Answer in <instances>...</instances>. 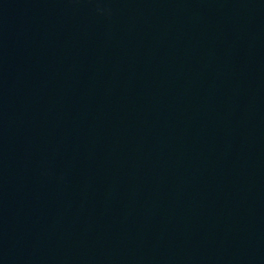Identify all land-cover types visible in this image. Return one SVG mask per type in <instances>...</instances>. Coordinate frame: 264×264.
Returning <instances> with one entry per match:
<instances>
[{
	"label": "water",
	"instance_id": "1",
	"mask_svg": "<svg viewBox=\"0 0 264 264\" xmlns=\"http://www.w3.org/2000/svg\"><path fill=\"white\" fill-rule=\"evenodd\" d=\"M138 264H264V0H102Z\"/></svg>",
	"mask_w": 264,
	"mask_h": 264
}]
</instances>
